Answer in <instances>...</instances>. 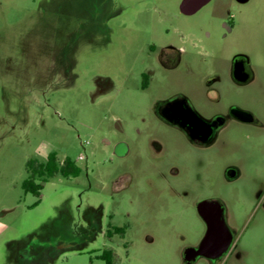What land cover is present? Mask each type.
<instances>
[{
  "label": "rangeland",
  "instance_id": "374dc122",
  "mask_svg": "<svg viewBox=\"0 0 264 264\" xmlns=\"http://www.w3.org/2000/svg\"><path fill=\"white\" fill-rule=\"evenodd\" d=\"M115 1V33L105 43L84 32L95 0H0V264H105V250L114 264H184L201 229L200 196L226 189L241 204L236 196L259 186L258 173L264 179V0H213L184 26L211 38L192 63L195 76H177L171 90L192 86L193 100L208 110L213 99L202 78H228L232 56L244 54L253 80L226 92L262 124L232 127L226 140L233 145L208 154L154 118L158 97L140 90L134 64L148 19L176 14L179 0ZM58 42L68 48L56 53ZM52 153L73 162L79 176L57 174L40 196L26 193L27 164L46 163ZM230 165L242 177L227 185ZM95 214L102 232L90 224ZM110 226L125 227L124 236L108 240ZM242 248L248 264H264V222L245 232Z\"/></svg>",
  "mask_w": 264,
  "mask_h": 264
},
{
  "label": "flooded vegetation",
  "instance_id": "af4514ba",
  "mask_svg": "<svg viewBox=\"0 0 264 264\" xmlns=\"http://www.w3.org/2000/svg\"><path fill=\"white\" fill-rule=\"evenodd\" d=\"M212 2L213 0H179L176 14L160 12L154 20L148 19L151 27L146 34L137 38V56L134 60V64L138 66L140 90L152 93L151 90L154 89L155 97H158L153 98L154 118L162 126L183 136L192 148L202 154L233 145L226 140L232 127L239 126L245 131L262 126L250 111L237 105L234 100H229V92H226L230 88L243 89L253 80L249 69L250 61L244 54L232 56L228 78L224 79L218 72L212 77L202 78L201 85L205 88L206 97L213 99L206 104L208 110L198 107L193 100L192 86L189 89L187 85H176L171 90L172 79H177V76H184L185 81H188L186 75L195 76V66L192 63L202 50H207L204 40H209L211 35L205 32L202 40L189 33L184 26L196 21L200 12ZM92 4L95 8L92 11L90 7V21L84 32L91 39L99 35L103 42L109 43L115 33L112 23L119 15L114 11V5L118 3L115 0H95ZM233 28L231 16L227 24H224V29L231 31ZM55 47L56 53H59L67 49L68 45L58 42ZM123 145L118 144L116 147L117 154L121 156H124L123 150L125 151ZM154 145L158 147L157 150L161 148L156 142ZM172 170L178 174L177 168ZM258 174L259 186L236 196L241 204H235V193L226 189H222V192L219 188L211 189L200 196L195 203V213L201 229L190 239L193 244L182 253L184 264H230L231 261L233 264H248V253L242 248L245 232L264 222V179L261 173ZM241 177L242 173L237 166L230 165L224 171L227 185L239 181ZM247 207L249 210L243 211ZM91 223L102 232L99 216L95 214ZM125 232V227L110 226L104 236L112 241L117 236H124Z\"/></svg>",
  "mask_w": 264,
  "mask_h": 264
},
{
  "label": "trees",
  "instance_id": "16d2710c",
  "mask_svg": "<svg viewBox=\"0 0 264 264\" xmlns=\"http://www.w3.org/2000/svg\"><path fill=\"white\" fill-rule=\"evenodd\" d=\"M27 170L29 177L23 183V190L26 193H32L38 196L41 194L43 184L47 183L55 175L61 174L64 177H78L80 174V168L69 159H66L63 164L59 163L57 154L55 153L50 154L46 163L43 164H39L33 160L30 161L27 164ZM37 178L39 179V183H37ZM100 259L105 264H114L115 254L112 250H105L100 256Z\"/></svg>",
  "mask_w": 264,
  "mask_h": 264
},
{
  "label": "water",
  "instance_id": "95a60500",
  "mask_svg": "<svg viewBox=\"0 0 264 264\" xmlns=\"http://www.w3.org/2000/svg\"><path fill=\"white\" fill-rule=\"evenodd\" d=\"M240 3H246L248 0H237Z\"/></svg>",
  "mask_w": 264,
  "mask_h": 264
}]
</instances>
